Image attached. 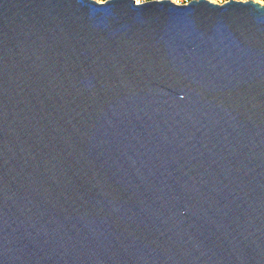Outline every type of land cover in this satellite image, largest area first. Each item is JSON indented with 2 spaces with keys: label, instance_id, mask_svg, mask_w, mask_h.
Masks as SVG:
<instances>
[{
  "label": "water",
  "instance_id": "water-1",
  "mask_svg": "<svg viewBox=\"0 0 264 264\" xmlns=\"http://www.w3.org/2000/svg\"><path fill=\"white\" fill-rule=\"evenodd\" d=\"M0 264H264V4L0 0Z\"/></svg>",
  "mask_w": 264,
  "mask_h": 264
},
{
  "label": "built area",
  "instance_id": "built-area-1",
  "mask_svg": "<svg viewBox=\"0 0 264 264\" xmlns=\"http://www.w3.org/2000/svg\"><path fill=\"white\" fill-rule=\"evenodd\" d=\"M94 1L102 3V2L107 1V0H94ZM145 1H150V0H134L135 3H140V2H145ZM170 1L177 3V4H185L191 0H170ZM207 1L212 2V3H217V4H223L225 2H228L229 0H207ZM236 1H248V0H236ZM251 1L258 2L260 4H264V0H251Z\"/></svg>",
  "mask_w": 264,
  "mask_h": 264
}]
</instances>
